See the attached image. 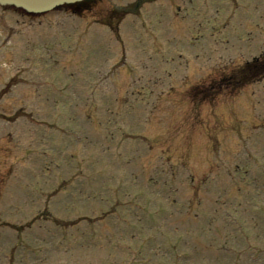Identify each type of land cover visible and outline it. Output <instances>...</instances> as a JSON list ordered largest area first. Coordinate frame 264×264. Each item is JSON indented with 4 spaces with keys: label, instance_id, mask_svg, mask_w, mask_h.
<instances>
[{
    "label": "rangeland",
    "instance_id": "1",
    "mask_svg": "<svg viewBox=\"0 0 264 264\" xmlns=\"http://www.w3.org/2000/svg\"><path fill=\"white\" fill-rule=\"evenodd\" d=\"M134 1L26 20L0 8L7 52L31 30L50 53L0 65V264H264V79L214 105L188 96L262 53L264 0H157L128 15L120 43L93 21ZM106 82L92 96L82 85ZM98 95L103 113L87 98ZM104 126L132 148L107 154ZM170 184L167 200L150 196Z\"/></svg>",
    "mask_w": 264,
    "mask_h": 264
},
{
    "label": "water",
    "instance_id": "2",
    "mask_svg": "<svg viewBox=\"0 0 264 264\" xmlns=\"http://www.w3.org/2000/svg\"><path fill=\"white\" fill-rule=\"evenodd\" d=\"M77 1V0H0L2 3H13L15 5H21L25 7L28 11H44L49 10V8H54L59 6V4Z\"/></svg>",
    "mask_w": 264,
    "mask_h": 264
},
{
    "label": "trees",
    "instance_id": "3",
    "mask_svg": "<svg viewBox=\"0 0 264 264\" xmlns=\"http://www.w3.org/2000/svg\"><path fill=\"white\" fill-rule=\"evenodd\" d=\"M97 0H87L86 2H83V3H78V5H72V9L74 12H77V13H80L81 11H85V10H88L90 9L91 7H93L95 4H97ZM243 73H241L240 75H238L239 77L242 76ZM230 79H233V81L231 80V83L235 82V83H238L239 85V88L240 86H242L243 84L240 82V78L236 77V76H231L229 79H226L227 82L230 80ZM235 80V81H234ZM234 83V84H235ZM217 87H220V85H218Z\"/></svg>",
    "mask_w": 264,
    "mask_h": 264
}]
</instances>
